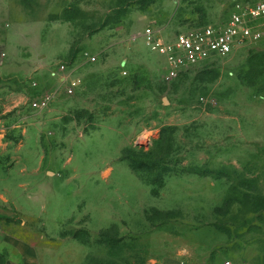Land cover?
<instances>
[{"label": "rangeland", "instance_id": "1", "mask_svg": "<svg viewBox=\"0 0 264 264\" xmlns=\"http://www.w3.org/2000/svg\"><path fill=\"white\" fill-rule=\"evenodd\" d=\"M235 1L0 0L3 227L65 264H264V41L168 78L142 37Z\"/></svg>", "mask_w": 264, "mask_h": 264}, {"label": "built area", "instance_id": "2", "mask_svg": "<svg viewBox=\"0 0 264 264\" xmlns=\"http://www.w3.org/2000/svg\"><path fill=\"white\" fill-rule=\"evenodd\" d=\"M142 37L150 50L165 57L167 77L176 78L191 67L264 41V0H237L228 19L174 35H165L151 22ZM76 85L71 80L66 91L72 94ZM55 97L56 93L48 94L42 106L46 107Z\"/></svg>", "mask_w": 264, "mask_h": 264}, {"label": "crops", "instance_id": "3", "mask_svg": "<svg viewBox=\"0 0 264 264\" xmlns=\"http://www.w3.org/2000/svg\"><path fill=\"white\" fill-rule=\"evenodd\" d=\"M60 251L47 247L41 239L35 242L30 236H15L0 223V264H65V254Z\"/></svg>", "mask_w": 264, "mask_h": 264}]
</instances>
